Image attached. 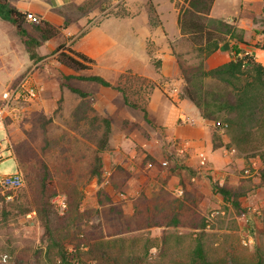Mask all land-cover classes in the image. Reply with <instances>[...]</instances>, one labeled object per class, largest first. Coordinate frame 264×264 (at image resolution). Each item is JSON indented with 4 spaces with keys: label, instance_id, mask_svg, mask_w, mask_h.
I'll return each instance as SVG.
<instances>
[{
    "label": "rangeland",
    "instance_id": "1",
    "mask_svg": "<svg viewBox=\"0 0 264 264\" xmlns=\"http://www.w3.org/2000/svg\"><path fill=\"white\" fill-rule=\"evenodd\" d=\"M12 2L44 7L43 0ZM187 3L74 0L63 6L74 33L60 35L58 44L48 46L36 61L16 27L0 18V97L25 79L39 87L29 99L15 94L10 114L0 122V180L19 168L25 175L21 188L0 191V264H65L61 252L76 264H188L200 239L211 264H257L258 253L264 254V163L257 152L248 144L238 145L227 128L222 130L225 145L213 150L175 137L157 111H150L146 119L116 88L126 86L131 101L146 107L157 88L152 82L163 88L158 102L181 96L179 75L151 74L161 70L157 66L163 55L173 52L181 67L198 65L200 58L189 42L165 39ZM240 4L241 0H217L214 15L232 17ZM250 8L253 14L245 16H254V26L244 32L253 48L263 53L264 13L256 3ZM105 24L112 45L99 54L93 69L76 71L60 63V44H78L90 30ZM135 24L141 26V40L135 37ZM93 74L116 87L84 78ZM69 84L90 91L88 101L97 105V113L112 117L102 180L90 177V167L103 128L95 134L89 122L75 120L81 97ZM200 151L208 155L206 166L200 162ZM46 172L51 184L44 192ZM216 182L249 188L241 200L256 220L255 234L248 215L224 199ZM45 211L50 214L52 240L46 234Z\"/></svg>",
    "mask_w": 264,
    "mask_h": 264
},
{
    "label": "trees",
    "instance_id": "2",
    "mask_svg": "<svg viewBox=\"0 0 264 264\" xmlns=\"http://www.w3.org/2000/svg\"><path fill=\"white\" fill-rule=\"evenodd\" d=\"M185 1L188 2V5L182 9L179 18L181 32L193 42L200 60L193 69L182 67L185 79L183 96L195 103L205 118L214 122V148L225 145L222 130L227 128L238 145L248 144L251 146L264 163V64L255 55L247 53L243 56L237 54L226 63L208 68L206 59L226 42L236 40L245 44L249 43L245 39L244 29L239 27L235 21L211 15L216 0ZM31 14L32 12L13 5L10 0H0V17L10 21L16 27L31 58L36 61L42 58L39 49L43 42L58 36L62 29L69 25V22L58 26L41 16L37 20H33L30 18ZM262 48L264 49V45ZM57 51L59 52L58 60L60 63L76 71L91 70L96 63L95 58L66 43L60 44ZM84 78L97 81L105 86L116 87L99 74ZM151 86L156 87L157 83L152 82ZM69 87L81 97V101L75 109V120L77 122H89L91 130L95 134L103 128L90 167V177L102 180L105 167L103 152L110 143L113 129L112 117L97 113L93 103L88 101L89 92L72 84H69ZM116 88L123 93L126 104L140 108L145 118L148 119V108L131 101L126 86ZM61 104L62 98L60 106ZM262 171L264 175V167ZM49 177L48 172L42 177L44 192L51 184ZM214 186L224 199L231 202L240 213L248 215L249 226L255 234L256 220L243 206L241 200L249 188L219 182H216ZM174 222H178L177 219L174 218ZM44 224L48 238L54 239L50 214L46 211ZM61 258L65 264H76L62 252ZM258 259L257 264H264V254L259 252ZM188 264H211L206 246L201 239L198 241Z\"/></svg>",
    "mask_w": 264,
    "mask_h": 264
},
{
    "label": "crops",
    "instance_id": "3",
    "mask_svg": "<svg viewBox=\"0 0 264 264\" xmlns=\"http://www.w3.org/2000/svg\"><path fill=\"white\" fill-rule=\"evenodd\" d=\"M10 1L13 4L12 0ZM46 1L43 0L44 7L41 8V10H38L39 8H36L35 6H33V5H36L33 3L30 4V3H25V2L24 3L19 2V4L17 5L13 4L22 10H28L30 12L38 13L40 14L41 17L50 20L51 22H53L54 24L58 26L65 25L66 21L69 22V25L63 28L62 32L58 36L43 42V44L40 46L41 55L46 53L48 46L51 47V46H55L56 44H58L57 40L59 39L60 35H61L60 38H62L64 37V35H69L71 33H74V26H75L74 24L70 23L71 21L70 19L66 18L65 13H64L65 11L63 10L65 6H68L69 4L74 2V0H50L49 3ZM216 1L212 8L211 15L214 17H218V18L233 20L236 22V24L239 27L246 29L247 33L250 32V29L253 28L254 26V22H253L254 16H251V17L245 16L246 14H249V13L253 14L254 11L250 7L256 3L257 7L261 9L262 12L264 13V10H263L264 0H261V2L256 1V0H241V4L237 5V7L238 6L239 7L238 8L236 7L237 9L234 10V14L232 15V17L224 16L221 14V12L218 15H214ZM150 2L152 4V0H150ZM45 10L47 11V13L45 12L46 16L44 15ZM179 18H180V15H179ZM179 18L175 17L174 26L172 28L170 27V29L169 27L167 28L170 34L169 36L165 35V39L169 42L170 41L174 42V40L179 41V42L187 41L190 43L191 49L193 50L194 49L193 42L189 39L188 36L184 35L181 32ZM78 21L80 22V20ZM78 21L75 22L76 25L78 24ZM117 25L118 26L120 25V29L123 26V24H120V23H118ZM108 27H109L108 24H105V25H101L96 28H93L86 34L84 41H81L78 44H74V43L71 44V40H69L68 42H66V44L69 46H72L73 48L77 50L87 53L91 57L95 58L96 63H97V60L99 59L98 57L99 54L107 53L110 50L111 45H112L113 36L111 35ZM136 28H137V32H136L137 35L135 37L138 40H141L142 35L140 33V29H141L140 24H137ZM134 30L135 29H133L132 32H134ZM246 36L247 35H245V39L248 41L249 44L237 42L236 40H230L226 42L206 59L207 67L214 68L218 65H221L223 63H226L232 60L237 54L242 56L244 52H246V54L250 53V54L255 55V57L264 64V52L261 53L257 50V48L255 47L253 48L251 42L248 40ZM124 44L125 43H123V45ZM12 50H13V45L9 49L8 53L12 54ZM159 54L160 53H158V55ZM7 56L8 54L6 55V57ZM96 63H94V65ZM104 66L107 67L109 65L105 64ZM109 67H111V64ZM117 68H119L120 70V65L117 66ZM157 68L161 70L154 71V74L153 73L151 74L153 78H157L163 75L170 76V77H178V75L180 76L178 79L181 82L182 94L181 96L174 97L173 100L164 99L158 102L157 99L161 96L163 88L159 84H157L156 86L157 88L151 94V98L147 106L149 113L150 111L151 113L154 111L155 112L157 111L159 114V117L161 118V122L163 123V126L166 127V130L171 135L178 137V138L188 139L189 141L195 142L199 145H202L203 143H205V146L207 148L211 147L213 150L214 148L213 147L214 146L213 145V124L214 122L212 120L205 118L202 115L200 109L195 105V103H193L187 97L183 96V88L185 86V79L183 77V72L182 74L180 73V71H182V67L180 65L179 59L177 58V55L175 54V52L163 55V59L159 60V65L157 66ZM8 80L9 79H6L5 83H7ZM73 86L79 87L74 84ZM79 88L91 93L85 88H82V87H79ZM93 105L95 108L97 107V105L95 104ZM187 120H190V121H187ZM213 157L214 156H212V158Z\"/></svg>",
    "mask_w": 264,
    "mask_h": 264
},
{
    "label": "built area",
    "instance_id": "4",
    "mask_svg": "<svg viewBox=\"0 0 264 264\" xmlns=\"http://www.w3.org/2000/svg\"><path fill=\"white\" fill-rule=\"evenodd\" d=\"M30 18L33 20H37L38 17L35 14H31ZM39 92L38 85L28 82L25 80L21 81L14 89L5 91L3 95L0 97V122H4L6 117L10 114V105L13 96L16 94L18 97H22L24 99H29L30 96L36 95ZM190 121V120H187ZM190 146V143L187 146ZM4 148L0 144V161L4 156ZM200 162L203 166L208 164V155L205 151H200L198 153ZM168 164V161L164 162ZM25 183V175L21 168H19L16 172L3 174L0 180V191L4 193L5 191L19 189ZM180 194H183L184 190L179 191Z\"/></svg>",
    "mask_w": 264,
    "mask_h": 264
}]
</instances>
